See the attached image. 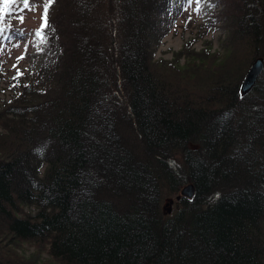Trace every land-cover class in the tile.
Segmentation results:
<instances>
[{
  "label": "trees",
  "instance_id": "obj_1",
  "mask_svg": "<svg viewBox=\"0 0 264 264\" xmlns=\"http://www.w3.org/2000/svg\"><path fill=\"white\" fill-rule=\"evenodd\" d=\"M174 1L52 0L0 109V264H264V0H219L221 55L155 60Z\"/></svg>",
  "mask_w": 264,
  "mask_h": 264
},
{
  "label": "rangeland",
  "instance_id": "obj_2",
  "mask_svg": "<svg viewBox=\"0 0 264 264\" xmlns=\"http://www.w3.org/2000/svg\"><path fill=\"white\" fill-rule=\"evenodd\" d=\"M175 1L178 3L176 11L171 13L169 10L165 25L160 26L161 38L155 47L154 59L171 61L188 45V50L198 52L210 47V52L217 51L221 55L220 40L223 33L215 27L212 19L220 8L219 0ZM43 2L44 0H29V8H24L22 0H17L8 5V11L3 15V22L0 24L3 27V32L0 33V109L12 97L11 88L15 79H25V76L39 69L50 53L47 42H41L40 37L35 35L40 29ZM1 5H4L3 0H0ZM21 16L23 23L19 19ZM182 55H179L178 65H182L184 61ZM20 56L24 58L18 61ZM18 70L23 74L17 76ZM174 205L173 197V202H164L162 209L171 213ZM23 249L25 255L34 251L28 245H24ZM41 257L45 259L46 254Z\"/></svg>",
  "mask_w": 264,
  "mask_h": 264
},
{
  "label": "water",
  "instance_id": "obj_3",
  "mask_svg": "<svg viewBox=\"0 0 264 264\" xmlns=\"http://www.w3.org/2000/svg\"><path fill=\"white\" fill-rule=\"evenodd\" d=\"M263 66L264 63L262 62V59L259 57H255L253 61H251L250 66L244 73V77L239 85L241 94H245V92L249 91L253 87L255 81L261 75L260 73L263 70ZM193 194H194V187L191 184H186L179 191L178 196L175 198L176 200H178L179 197L191 198Z\"/></svg>",
  "mask_w": 264,
  "mask_h": 264
},
{
  "label": "snow or ice",
  "instance_id": "obj_4",
  "mask_svg": "<svg viewBox=\"0 0 264 264\" xmlns=\"http://www.w3.org/2000/svg\"><path fill=\"white\" fill-rule=\"evenodd\" d=\"M14 2H15V0H3L4 8L0 9V24H2V22H3V13H4V11L8 8V5L10 3H14ZM22 2H23V5H24V8H29V0H22ZM51 2H52V0H46V4H45V8H44V14H43V18H42L43 19V23L41 25V28L39 30H37L36 33H35V35L37 37H42L43 29L48 27V7L51 4ZM19 19H20V22L23 23V17L21 16V17H19ZM2 32H3V27H0V33H2ZM41 42H43V40H41ZM25 48H27V45H25ZM23 58H24L23 56H20V57L17 58V60L19 61V60H21ZM13 67H16V65H13ZM22 74L23 73L19 72V70H18L17 76H20ZM15 78L16 77H14V79ZM38 151H40V150L38 149Z\"/></svg>",
  "mask_w": 264,
  "mask_h": 264
}]
</instances>
